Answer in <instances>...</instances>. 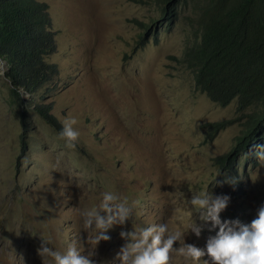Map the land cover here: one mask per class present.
Listing matches in <instances>:
<instances>
[{
	"label": "rangeland",
	"instance_id": "rangeland-1",
	"mask_svg": "<svg viewBox=\"0 0 264 264\" xmlns=\"http://www.w3.org/2000/svg\"><path fill=\"white\" fill-rule=\"evenodd\" d=\"M40 1L48 6L55 41L47 61L57 73L17 105L9 100L11 84L0 63V264H50L37 254L49 237L54 250L66 252L76 242L93 264H120L126 243L120 232L152 224H167L170 232L185 233V244L206 249L218 229L193 212L201 232H187L186 202L205 189L230 197L222 221L250 224L264 206V160L244 169L241 163L237 181L211 157L229 148L239 126L201 142L200 125L234 116L236 102L221 107L210 101L177 61L197 34L190 6L181 4L168 24L150 0ZM131 19L156 20V40L134 49L140 29ZM65 118L78 121L75 149L58 136ZM105 192L139 205L95 247L81 213ZM204 262L212 264L207 255ZM171 264L193 262L173 254Z\"/></svg>",
	"mask_w": 264,
	"mask_h": 264
},
{
	"label": "trees",
	"instance_id": "trees-1",
	"mask_svg": "<svg viewBox=\"0 0 264 264\" xmlns=\"http://www.w3.org/2000/svg\"><path fill=\"white\" fill-rule=\"evenodd\" d=\"M160 5V18L171 24L181 4L194 15L196 36L186 42L177 61L193 75L197 90L224 107L235 100L234 116L205 122L202 143L209 142L226 127L239 130L229 148L211 157L219 170L238 180V168L255 165L259 145H264V0H150ZM137 32L134 49L156 40L158 23L131 19ZM55 41L48 6L40 0H0V61L10 81V102L19 105L57 73L47 58ZM1 63V62H0ZM42 117L54 124L46 111ZM24 114H20L22 128ZM20 134L21 146L24 144Z\"/></svg>",
	"mask_w": 264,
	"mask_h": 264
},
{
	"label": "clouds",
	"instance_id": "clouds-1",
	"mask_svg": "<svg viewBox=\"0 0 264 264\" xmlns=\"http://www.w3.org/2000/svg\"><path fill=\"white\" fill-rule=\"evenodd\" d=\"M77 123L75 118H65L58 133L70 149H75L80 137V132L74 127ZM258 148L257 158L264 160V145ZM229 200L226 195L213 196L205 189L186 201L190 206L187 232L191 231L197 237L201 232L192 218L193 212L200 214V220L218 229L215 236L208 238L206 249L185 244V233L170 232L167 224H152L120 232V238L126 241L117 256L120 264H171L173 254L193 264H199L205 255L212 264H264V206L259 207L250 224H242L239 220L222 221L220 214L228 207ZM138 205L139 201L129 203L114 192H105L97 206L81 213L85 230L94 233L91 243L96 247L101 241L109 240L108 230L114 225H125ZM41 241L37 254L42 259L50 258V264H93L90 256L79 251L76 242L62 253L48 246L52 242L51 237ZM176 243L180 244L179 248L174 247Z\"/></svg>",
	"mask_w": 264,
	"mask_h": 264
},
{
	"label": "water",
	"instance_id": "water-1",
	"mask_svg": "<svg viewBox=\"0 0 264 264\" xmlns=\"http://www.w3.org/2000/svg\"><path fill=\"white\" fill-rule=\"evenodd\" d=\"M1 62V66L4 65V62L3 61H0Z\"/></svg>",
	"mask_w": 264,
	"mask_h": 264
}]
</instances>
